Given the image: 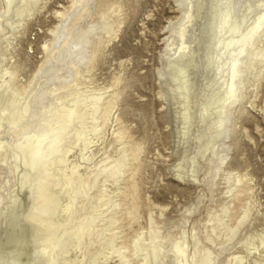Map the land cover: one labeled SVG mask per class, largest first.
<instances>
[{
  "label": "bare ground",
  "instance_id": "6f19581e",
  "mask_svg": "<svg viewBox=\"0 0 264 264\" xmlns=\"http://www.w3.org/2000/svg\"><path fill=\"white\" fill-rule=\"evenodd\" d=\"M236 1L177 0L182 14L180 12L181 18L177 23L171 22V27L176 26L175 29L179 30V41L174 44L173 41L167 39L166 48L168 50L162 58L164 59V67L159 71V75L163 78L165 86L169 88L168 92L172 95L174 105L177 106L178 104L179 106L175 110L176 129L181 138L183 136V142L185 141L186 144L188 143L187 135L190 133L191 126L196 125L194 120L197 119L196 122L198 123L206 122L204 117L212 114L213 111L210 112L211 107L216 104L214 107L216 114L213 118L216 119L220 130L224 128L226 113L229 109L232 110L233 101H239L238 98L241 96L249 78L254 76L259 81V77L264 72V41L262 40L264 39V4L254 11L255 4L252 6L248 2L246 8L244 6L246 12L242 13L241 22L236 23L235 19L236 22H233L234 6L239 2ZM205 2L208 3L209 18L205 20L206 25L203 22V27H206L208 32L204 35V38H206V46L208 44L209 48L204 50L203 53H192L195 49L191 47L192 41L190 38L193 36L197 39L200 38L198 30L203 19L201 10ZM220 2H224V5L222 4L224 9L222 10V7L219 6ZM32 3L34 2L28 0H4L5 7H0V11L9 16L6 20L13 30L22 25L25 18L30 15ZM243 4L246 5L247 3L243 1ZM120 9L121 6L115 5L112 0H71V5L57 11V17L60 20L59 25L51 30L55 34L53 39L44 45L48 53L45 65H48L50 60L53 61L49 66V70L45 71L42 63L40 73L34 76L27 85L19 84L16 81L17 75L14 70L6 69L3 74H0V129L3 130L2 133L0 132V152L3 156L9 154L8 158L12 160L13 169H15V172L11 169L12 182L10 183L9 179L5 178V181L3 180L5 183L3 182L4 185L1 183L2 187L0 188V264H66L67 260L64 256H61L62 239H52V234L62 227L61 221L58 216H50L47 210L38 208L35 201V199L41 198L43 202H47L52 195L46 181L37 182V174L49 167L51 159H47L51 156L56 144L59 143V138L64 137V134L56 132L62 127L50 128L49 124L53 118L56 120L62 118L60 121L72 125L79 117L87 118L85 114H82L81 106L89 107L87 114L90 115L88 118L91 122L85 121L82 125H73V129L66 133V135H69L66 137L73 138L78 143L86 137V130L96 136L103 133L112 111L118 106L123 96V87H119L123 80L121 76H114L107 88L92 89L85 94L73 91L80 85L78 77L81 72L79 69L80 63L83 62L88 70L95 66L99 56L98 44L104 39L103 34L109 35L105 39L107 42L111 38L117 37L124 20L114 19L112 13H118ZM248 14H250L249 17H247ZM2 25L3 22H0V29H4ZM260 44L263 45L260 46ZM57 59H59L58 64H56ZM67 59L68 62L70 60V68L74 71V75L68 77L65 76L64 71L57 72L59 68L66 66L65 61ZM189 64L193 66L192 68L197 69L199 67V71H194L195 74L192 79H187L184 76L185 68ZM51 73L55 76L48 79L49 84L43 83L44 87L41 89L42 83L39 82V79ZM202 76L206 78L203 82H205L204 86L208 89V92L205 93L204 88L201 87L200 93L202 96L198 98L196 91L192 89L193 85L190 83L194 85H196V81L201 83ZM56 79L57 81L53 82ZM40 89L48 96H54L56 93L60 95L61 92L59 91L72 89L70 90L71 95L75 94L77 96L70 99L68 103L62 100L59 104H54L48 100L38 114V118H40L38 120L47 123L45 125L43 123V126H37L38 130H35L33 128L36 126L34 121L23 125L21 123L24 119L27 120L29 113L32 111L31 108L35 104L30 102V96L31 99L34 98ZM191 110H194V112L191 113ZM114 120L118 126L120 125L115 132L117 138L124 140L121 143L122 149L118 156L107 154L105 159H102L100 168L98 167L99 172L95 173L97 169L93 170L95 175L92 178L95 180L99 176H111L115 180V184L121 186L117 188L119 194L117 196L119 198L121 195L120 199L114 200L113 203L110 201L112 196L109 198L106 189L103 190L105 195H101L100 192L101 196H99L104 199V205L107 206L105 210L101 211V217L105 216L103 221L104 219H111L105 221L104 226L101 224L102 230H99L102 233L104 231L110 233L106 241L111 244V253L108 255L118 257L119 264H169L173 260L176 261L175 264H218L221 256L218 251L207 245L204 248L206 249L204 253H202L203 250L198 249L197 246L199 245L197 244H200L201 238L195 237L199 243L195 241L193 244L197 243V246H193V248H191V245L194 240L192 239L193 241L191 240L190 243L186 236L183 239L175 238V241L167 247V241L164 239L166 235L160 234L158 220L152 216L153 214L149 217V228L140 227V230L133 231L134 236L129 233V230L133 229V223L138 219L142 205L138 195L139 181L136 179V175L141 167L140 155L144 151V146L141 142L133 139V132L124 123L122 113H118ZM210 120H208V123ZM2 125H6L7 128H2ZM222 131L215 134L216 136L213 134L206 141H202L204 144H201V136L197 137L198 144L195 145L196 151L192 152L190 164L182 161L177 165V171H175L179 179L190 178L197 184L200 183L202 177L199 178L195 175V168H198L196 165L200 162V158H203L208 152L215 154L218 149L217 138ZM19 134H22V136L20 137ZM72 149L73 147L68 148L65 154L70 153ZM1 153L0 161L4 163L6 160L2 158ZM84 159L86 157H83ZM60 161H63L61 157ZM198 165L203 166L202 164ZM79 167L78 163L72 162L70 171L73 176L78 175V178L82 179V186L83 184L86 185L87 189L89 184L86 178L83 179V175L80 174ZM200 170L198 171L199 174H201ZM93 172L91 171V173ZM229 173L227 179L230 177ZM246 176V174H237L235 184L229 179L232 184H228V187H226L228 201L224 205L221 203L222 210L218 211L219 213L211 214L209 218L211 233L207 234L205 240H208L211 245L215 244L218 249H220L219 245L224 243L230 242L231 245L232 242L234 244L232 240L235 239L245 222H249L248 218L250 213L252 214L254 205L250 200L251 197L249 198L252 187L248 185L244 178ZM231 179L233 180L234 177ZM90 187L88 188L89 191ZM113 191L115 192V190ZM243 195L245 196L244 199H242ZM113 196L115 197V195ZM242 201L244 203H241ZM44 207H47V204ZM77 209L80 208H74V204L67 208L69 212L77 211ZM84 219L86 218L83 216L81 222L79 221L80 225L74 231L73 242L70 243L81 250L90 244L94 245L96 241L94 237L91 238V231L87 228L90 223L85 222ZM42 232L46 233L43 234ZM94 232L96 235H94ZM92 233H94L93 236L98 237L95 230ZM187 234V231H184V235ZM253 234L251 233V235ZM188 235H192V233ZM254 236H256V239L259 238L257 235ZM37 237H41V239L38 240ZM192 237L190 236V238ZM222 237L224 238L223 241ZM104 239H106V236ZM218 239L220 240L218 241ZM226 245L229 247V244ZM248 245L252 247L251 250L246 248V254L240 251L239 255L235 254L234 256V253H230V256L233 255L234 258L229 263L251 264L253 251L260 254L264 253V235L259 238L258 242H249ZM223 246L221 247L223 250L227 248H223ZM232 247L234 246L232 245ZM243 247H246L245 243ZM58 253H60V256H58ZM85 255V253H82L83 258ZM224 262L222 261L219 264Z\"/></svg>",
  "mask_w": 264,
  "mask_h": 264
},
{
  "label": "rangeland",
  "instance_id": "374dc122",
  "mask_svg": "<svg viewBox=\"0 0 264 264\" xmlns=\"http://www.w3.org/2000/svg\"><path fill=\"white\" fill-rule=\"evenodd\" d=\"M28 1L34 2L32 3V11L25 18L23 24L14 30L7 23L6 19L9 16L0 11V22H3L2 26L4 27V29H0V74H3L6 69L14 70L17 75L16 81L22 85H27L34 76L40 73L42 65L43 68L45 67V71L49 70V66L53 61L50 60L49 64L45 65L48 53L44 45L53 39L55 34L51 30L59 25L60 20L57 17V11L71 5V0ZM112 1L115 5L121 6L118 13H112V17L114 19H123L124 23L117 37L111 38L110 41H105L109 35L103 34L104 39L98 44L99 56L93 68L88 70L83 62L80 63L79 69L81 72L78 75L80 85L73 92L85 94L92 89L107 88L114 76H121L123 80L119 87H123V96L118 106L112 111L110 119L103 130L104 132L96 136L92 132L88 133V130H86V137L78 143L75 142V139L66 137L69 136L66 133L70 132V129H73V125H82L85 121L91 122L88 118L90 115L87 114L89 107L81 106L82 114H85L88 119L79 117L77 121L73 124L71 123L72 125H67L63 121H60L62 118L59 120L52 119L49 124L51 126L50 128L62 127L56 132L64 134V137L59 138V143L56 144L54 151L49 159H47L52 160H50L49 167L37 174V182L46 181L52 193L50 200L47 202H43L41 198L35 199L37 207H40L42 210H47L50 216L59 217L62 229L60 228L56 233L52 234V239H62L61 256H64L67 260L66 264L120 263L118 257L108 255L111 253V244L106 241L110 233L107 231L103 233L99 232V230H102L101 224L104 226L105 221L111 220L104 219L103 221V217L105 216L101 217V211L105 210L107 206L104 205V199H101L99 196L102 194L105 195V191L103 192V190L106 189L109 198L115 195L110 200L113 203L120 199L121 195L119 198L117 196L119 195L117 188L121 186L116 185L115 180L111 176L104 177L102 174L103 176H99L95 180L92 178L95 175L93 170L97 169L98 171L96 170L95 173L99 172L100 163L102 164V159H105L107 154L118 156L122 149L121 143L124 140L117 138L115 132L120 125L118 126L114 120L118 113H122L125 120L124 123L133 132V139L141 142L144 146V151L140 155L141 167L136 175V179L139 181L138 195L142 205L139 210L140 214L138 219L133 223V229L129 230V233L134 236V232L140 230V227L149 228V217L153 214L152 216L158 220L160 234L163 236L166 235L164 239L167 241V247L175 241V238L183 239L186 236L190 243L194 240L191 248L199 245L197 246L199 247L198 249L203 250L202 253H204L206 251L204 249L206 245L210 246L221 255H219L220 261L218 264L222 261H225L222 264H232L229 262L234 258L232 257L233 255H239L240 251L246 254V248H250L251 250L252 247L248 243L258 242L259 238L264 235V228H262L264 227V72L259 77V81L254 76H251L243 88L241 96L238 98L239 101H233L231 106L232 110L229 109L226 113L225 127L223 126L224 128L221 129L223 131L217 138L218 149L215 154L208 152L203 158H200L198 164H202L203 166L201 167V165L197 164L196 166L198 168H195V175L199 178L202 177L200 183L197 184V182L190 180V178L181 180L177 177V165L182 161L190 164V157L193 155L192 152L196 151V143L198 144L197 137L201 136V144H204L202 141H206L213 134L216 136L215 134L221 130L217 125L216 119L213 118L216 114L214 107L217 104L211 107L210 112L213 111L211 112L212 114L204 117L206 120V122L204 121L205 123L199 122V124L196 122L197 119L194 120L196 125L191 126L190 133L187 135V144L185 141L183 142V136L181 138V135L178 134V130L176 129L175 110L179 106L178 104L177 106L174 105L172 95L168 92L169 88L165 86L163 78L159 75V71L164 67V59L162 58H164L163 56L168 50L166 48L168 44L167 39H170L171 42L173 41L174 44H177L179 41V30L175 29L177 28L176 26L174 28L171 27V22L177 23L180 20L182 14L180 6L177 0ZM243 1L247 4H243ZM236 2L238 3L235 4V11L233 13V20L235 19L237 21L234 20L233 22L236 23L241 22L242 13L246 12L245 8L248 2L252 6L255 4L254 11L261 8L264 4V0H237ZM220 3L219 6L220 8L222 7V10L224 9V2ZM0 7H5L4 0H0ZM109 11L111 12V10ZM201 14L203 19L198 30L200 38L197 39L194 36L190 38L192 41L191 47L195 49L192 53H203L204 50L209 48L208 44L206 46V38H204V35L208 34V32L206 27H203V22L206 25L205 20L209 18L207 2L203 4ZM262 40L264 41V39ZM262 45L260 44V46ZM58 62L59 59H57L56 64ZM65 62L66 66L61 67V69L59 68L57 72L64 71L66 77L74 75V71L70 68V60L68 62L67 59ZM192 67L191 64L186 66L184 71L185 78L192 79L195 74L194 71H199V67L197 69ZM44 76L39 79V82L42 83L41 89L44 87L43 83L49 84L48 79L55 75L51 73ZM205 79L202 76V82ZM56 81L57 79L53 82ZM201 83L199 81H196V85L190 83L193 85L192 89L196 91L195 93L198 95V98L202 96L200 93L201 87L204 88L203 91L205 93L208 92V89L204 86L205 82ZM41 89L37 91L34 97L35 99L32 98L34 101L30 96V102L35 104H32V111L29 113L27 120L24 119L21 123L23 125L34 121L36 126L33 128L35 130H38L37 126L47 123L39 121L38 114L43 106L47 104L48 100L54 104H59L62 100L68 103L70 99L77 96L75 94L71 95L70 90L72 89L61 90L59 91L61 92L60 95L56 93L54 96L46 95ZM163 97L167 99L165 100ZM192 112L194 110H191ZM208 120H210L209 123ZM2 128H7V126L2 125ZM0 132L2 133L3 130L0 129ZM19 136L21 137L22 134H19ZM70 147H73L72 151L65 154ZM8 155L3 156L1 153L2 158H5L6 161L4 163L0 161V184H3L5 178H8L10 183L12 182L11 169H13V165ZM60 157L63 161H60ZM83 157H86V159L83 160ZM72 162L80 165V174L83 175V179L86 178L89 187H92H90V191L88 189L89 187L87 188L88 190L86 189V185L83 184L82 186V179L78 178V175L73 176L71 173L70 168ZM199 170L201 174H199ZM208 170L212 175L208 173ZM13 171L15 172V169ZM228 173L230 176L229 179L233 183L236 180L237 174L247 175L244 178L248 185L252 187L249 198L251 197L250 200L253 202L254 208L252 214L250 213L249 215V222H245L244 227H241L242 229L239 230L235 239L232 240L234 244L231 242L230 245L229 242L219 245L220 250L218 247H215V244H212V247L208 240L205 239H207V234L211 233L209 229V226H211V222L209 221L211 214L221 211L223 208L221 205H224L228 201L226 187H228V184H232L227 179ZM232 177H234L233 180L231 179ZM203 179L206 181L205 184ZM111 189L115 190V192ZM81 195L83 196L81 197ZM244 198L245 196L243 195L242 199ZM241 203L244 202L242 201ZM46 204L47 207H44ZM72 204H74V208L79 207L80 209L69 212L67 208ZM186 208L189 211H186ZM83 216L88 219L84 220L90 223L87 228L91 231V233L89 232L92 234L90 235L92 236L91 238L93 239L94 237L96 241L94 245L90 244L81 250L80 248H75L70 243L73 242V233L76 231L77 226L80 225L79 221L82 220ZM93 229L98 233V237L93 236L95 233H92L94 231ZM170 229L172 230L170 231ZM206 229L210 231L207 230L206 232ZM184 231H187L188 234L192 233V235H184ZM250 232L254 234L251 235ZM42 233L44 234L46 232ZM254 235L259 236V238L256 239ZM90 236L88 237L90 238ZM105 236L106 239H104ZM190 236L193 237L190 238ZM195 237L198 239L201 238L200 244H197L199 242L196 241L197 239ZM37 238L38 240L41 239V237ZM223 239L222 237V241ZM195 241L197 245L193 244ZM244 243L246 245L245 248L243 247ZM226 244H229V247ZM222 246L228 249L224 248L223 250L221 248ZM82 253L86 254L84 258ZM230 253L234 254L230 256ZM253 253L251 264H264V253L260 254L256 251H253ZM58 256H60V253H58ZM171 262H174L173 264L176 263L173 260L169 264Z\"/></svg>",
  "mask_w": 264,
  "mask_h": 264
}]
</instances>
